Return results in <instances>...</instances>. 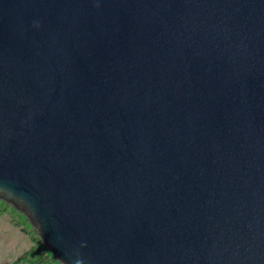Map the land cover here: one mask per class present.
<instances>
[{"label":"water","instance_id":"water-1","mask_svg":"<svg viewBox=\"0 0 264 264\" xmlns=\"http://www.w3.org/2000/svg\"><path fill=\"white\" fill-rule=\"evenodd\" d=\"M0 200L62 264H264V0H0Z\"/></svg>","mask_w":264,"mask_h":264},{"label":"rangeland","instance_id":"rangeland-1","mask_svg":"<svg viewBox=\"0 0 264 264\" xmlns=\"http://www.w3.org/2000/svg\"><path fill=\"white\" fill-rule=\"evenodd\" d=\"M0 264H62L23 212L0 200Z\"/></svg>","mask_w":264,"mask_h":264}]
</instances>
